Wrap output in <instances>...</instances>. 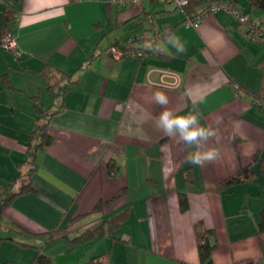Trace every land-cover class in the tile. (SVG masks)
Wrapping results in <instances>:
<instances>
[{
  "label": "crops",
  "instance_id": "obj_1",
  "mask_svg": "<svg viewBox=\"0 0 264 264\" xmlns=\"http://www.w3.org/2000/svg\"><path fill=\"white\" fill-rule=\"evenodd\" d=\"M116 1L0 0V35L6 30L15 44L12 51L0 41V75L8 73L10 82L0 83V187L22 173L17 190L28 169L21 162L37 115L33 96L50 113L52 136L35 151L33 190L3 209L0 237L11 234L27 245L1 240L0 264H31L38 247L50 264H79L107 250L111 264H200L193 232L199 221L215 232L212 264H264V233L257 231L264 215V107L257 103L264 98V36L249 37L225 8L188 27L173 2ZM237 1L228 7L264 34V11ZM144 15L171 32L140 59H114L112 45L151 26ZM45 64L71 75L64 95L47 88L40 73ZM157 91L167 95L166 106L155 102ZM165 109L198 113V126L215 135L199 147L167 136L158 119ZM211 148L220 153L212 162H187L191 153ZM242 169L243 182L217 189ZM121 189L110 207L93 211ZM178 193L188 200L184 212ZM126 207L120 240L105 234L70 244L69 238Z\"/></svg>",
  "mask_w": 264,
  "mask_h": 264
},
{
  "label": "trees",
  "instance_id": "obj_2",
  "mask_svg": "<svg viewBox=\"0 0 264 264\" xmlns=\"http://www.w3.org/2000/svg\"><path fill=\"white\" fill-rule=\"evenodd\" d=\"M220 0H187L186 4L181 7H176L174 5V8L181 11L183 14V23L187 19H194L201 13H203L207 8H209L213 3H217ZM249 4V6L254 7L260 11H264V0H246ZM165 2V1H163ZM233 2H238L237 0H227L226 4H231ZM11 11L7 8L4 11L3 14V21L2 26L4 27L8 20L10 19ZM143 22H148L149 25H151L149 28L144 29L150 30L152 29L153 25H156L152 18L147 17L144 15L142 17ZM171 31V28L168 27ZM160 35L161 29H160ZM8 34V32L2 31L0 35V41ZM138 36L130 39L131 41H128L129 38L125 40L124 44H117L115 43L112 46L119 47L121 50L126 49H133V47L137 45H132V43L135 44V41L138 40ZM139 41V40H138ZM152 51V50H151ZM149 51V53L151 52ZM111 54V53H110ZM41 76L45 78L47 81V88L56 96L57 95H64L67 91L71 89L72 81H71V75L60 71L58 69L53 68L49 64H45L41 71ZM0 83L4 86H10L8 73H4L0 75ZM33 108L35 113L37 114L34 123L32 126V129L29 133V139L26 146V156L25 159L21 163H27L29 164L27 171L24 173V180L21 182L19 188L17 190H14V184L19 176H21L22 173H19L15 176L14 179H12L9 182L3 183L0 187V222H1V216L3 209L10 204L11 200L22 193L32 191L33 187L30 182V176L34 171V154L37 148H43L47 146L51 140L52 136L51 133L47 129V120L50 116V113L47 114V111H45L42 108L41 103L39 102L37 96H33ZM20 163V164H21ZM114 168L115 166L112 165V163L107 164V169L109 172L114 174ZM246 170L242 169L240 172L231 174L227 178L219 181L217 183V189L218 190H227L232 186L233 184H236L238 182H243L245 178L248 177L247 174H245ZM189 175H187V178ZM124 189H121L117 197H113L106 201H98L94 207L93 211L101 212L106 207H110L118 198H120L124 194ZM178 207L181 212H184L188 209V200L186 197V194L184 193H178ZM129 215V208H123L122 210L116 212L112 216L102 219V221L89 229H85L81 232H79L77 235H75L72 238H69V242L72 246L76 244H82L92 238H101L105 234L108 235V238L110 240H120L121 237L119 235H116L117 231H120L123 222L127 219ZM11 230L23 233L24 231L16 226H10ZM258 234L264 233V215L262 216L261 222L258 224L257 228ZM194 237H195V243H196V249H197V255L199 258L200 264H212L211 260V254L216 249L217 243H216V237L215 232L212 229L206 228L202 222H196L194 224L193 228ZM54 234H56L55 231L49 233L47 239L50 240ZM1 240H10L12 242H15L21 246H26L27 244L18 241L15 239L11 234H8L7 236L0 237ZM260 245L263 248L264 243L262 240H260ZM51 258L47 257L41 252V248H37L36 256L33 259V262L31 264H50ZM10 264V263H5ZM79 264H111L110 262V251L107 250L100 254H94L89 256L86 260L80 262Z\"/></svg>",
  "mask_w": 264,
  "mask_h": 264
},
{
  "label": "built area",
  "instance_id": "obj_3",
  "mask_svg": "<svg viewBox=\"0 0 264 264\" xmlns=\"http://www.w3.org/2000/svg\"><path fill=\"white\" fill-rule=\"evenodd\" d=\"M160 1H165V2H173L176 7H181L186 4L187 0H160ZM127 2H135V0H117L116 4L118 6H123L126 5ZM217 8H225L229 9V11L238 19L239 23L245 25V31L249 35V37L253 39H257L259 37H263L264 34L261 32L258 26H256L254 23L249 22L247 17L245 15L239 14L236 10H233L228 7V4L222 3L221 1L217 3H213L209 8H207L203 13L198 15L194 19H187L184 21V24L188 27H197L200 19L205 16L206 14L213 13ZM160 29L159 27L153 26L152 29L150 30H145L143 31L139 37V43L138 46L133 47V49H126V50H121L119 47H111L110 53L114 59H120L123 57H134V58H142L145 55L149 53V51L153 50L154 48V43L155 40L160 36ZM171 31L168 27H165L163 30H161V34H169ZM128 41H131L130 39ZM1 43L7 47L8 49H13L15 44L13 40L10 38L9 35H6ZM132 45H136L132 43ZM13 51V50H12ZM16 53V52H14ZM172 77L174 78L175 84H178L180 79L179 76L176 74H171ZM235 88V93L238 95L241 93V91L238 89V86L234 85ZM257 103L260 106L264 107V98L257 100Z\"/></svg>",
  "mask_w": 264,
  "mask_h": 264
},
{
  "label": "clouds",
  "instance_id": "obj_4",
  "mask_svg": "<svg viewBox=\"0 0 264 264\" xmlns=\"http://www.w3.org/2000/svg\"><path fill=\"white\" fill-rule=\"evenodd\" d=\"M155 102L160 106L169 103L168 97L163 92L157 91L154 94ZM159 127L167 136H178L187 145H199L215 135V131L210 128L198 126L200 116L198 113H188L186 115H174L171 110H163L159 114ZM218 149L211 148L205 151L191 153L187 162L193 166H202L205 162H212L219 157Z\"/></svg>",
  "mask_w": 264,
  "mask_h": 264
},
{
  "label": "rangeland",
  "instance_id": "obj_5",
  "mask_svg": "<svg viewBox=\"0 0 264 264\" xmlns=\"http://www.w3.org/2000/svg\"><path fill=\"white\" fill-rule=\"evenodd\" d=\"M137 43H139V41L137 40V41H135V44H137ZM3 230V229H2ZM2 234V233H1Z\"/></svg>",
  "mask_w": 264,
  "mask_h": 264
}]
</instances>
